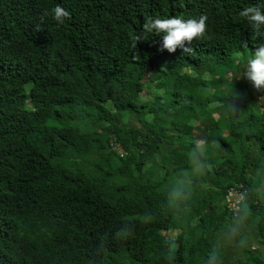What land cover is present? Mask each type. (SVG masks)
<instances>
[{
	"label": "trees",
	"instance_id": "1",
	"mask_svg": "<svg viewBox=\"0 0 264 264\" xmlns=\"http://www.w3.org/2000/svg\"><path fill=\"white\" fill-rule=\"evenodd\" d=\"M253 5L0 0V264H226L221 231L243 218L264 245V88L242 74L264 37L239 16ZM201 14L190 52L134 46L149 16Z\"/></svg>",
	"mask_w": 264,
	"mask_h": 264
},
{
	"label": "clouds",
	"instance_id": "2",
	"mask_svg": "<svg viewBox=\"0 0 264 264\" xmlns=\"http://www.w3.org/2000/svg\"><path fill=\"white\" fill-rule=\"evenodd\" d=\"M57 22L63 25L71 18L69 9L61 4H56L46 13ZM239 16L246 19L257 37H264V10L262 6L253 5L240 10ZM208 17L201 14L198 18L185 19L183 16H149L142 24L140 31L133 37L134 46L139 40L149 39L154 35H162L160 49H167L175 52L178 47H183L185 52L192 51L191 47H184L187 42L191 45L193 38L199 39L206 33ZM246 46V42H245ZM243 77L257 88H264V44L256 47L245 61Z\"/></svg>",
	"mask_w": 264,
	"mask_h": 264
},
{
	"label": "rangeland",
	"instance_id": "3",
	"mask_svg": "<svg viewBox=\"0 0 264 264\" xmlns=\"http://www.w3.org/2000/svg\"><path fill=\"white\" fill-rule=\"evenodd\" d=\"M232 67L233 63H229L227 72L230 73ZM190 71L195 72V69H190ZM149 74L150 70L139 85V93L142 100L150 98L154 92V87H152L149 80ZM230 87L235 93L237 92L236 84ZM107 106L111 107L109 103H107ZM144 110L146 111L147 109L144 108ZM222 133L225 134L226 131L224 130ZM198 149L203 150L202 143L198 144ZM262 209H264V202ZM238 224L237 227L226 225L221 231L220 246L226 264H264V245L261 244L260 238L256 235L254 224L248 218H243ZM161 231L168 238L174 240L178 229H166L163 227ZM252 256L262 259L263 263L256 262V260L252 259Z\"/></svg>",
	"mask_w": 264,
	"mask_h": 264
},
{
	"label": "built area",
	"instance_id": "4",
	"mask_svg": "<svg viewBox=\"0 0 264 264\" xmlns=\"http://www.w3.org/2000/svg\"><path fill=\"white\" fill-rule=\"evenodd\" d=\"M244 199H245L244 190H239L237 188H230L227 190L224 196L223 203L229 211H231L234 215H236Z\"/></svg>",
	"mask_w": 264,
	"mask_h": 264
}]
</instances>
